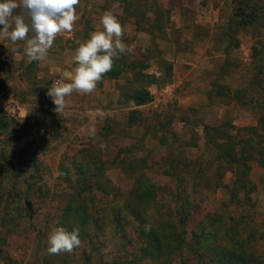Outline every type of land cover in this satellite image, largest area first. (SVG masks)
<instances>
[{
	"label": "rangeland",
	"instance_id": "obj_1",
	"mask_svg": "<svg viewBox=\"0 0 264 264\" xmlns=\"http://www.w3.org/2000/svg\"><path fill=\"white\" fill-rule=\"evenodd\" d=\"M234 1L147 0L143 13L157 19V31L143 32L145 45H136L138 17H126L119 0H80L73 30L58 34L45 57L55 68L48 75L45 58L28 62L26 41L0 36V187L5 192L19 181L15 200L29 203L12 213L16 207L0 201V264H264V0L253 1L257 10L246 0V13L257 15L245 28ZM105 11L124 29L129 62H150L157 77L164 61L176 65L157 88L175 85L177 100L154 96L128 110L134 105L125 95L149 86L128 72L117 86L124 97L105 99L100 89L109 80H101L90 94L67 96L62 113L54 110L48 88L71 82L62 70L74 64L79 43L102 30ZM13 15L31 23L23 7ZM198 87L203 109L182 115L179 100L185 93L194 100ZM101 105L105 115L95 110ZM117 107L125 114L119 120ZM230 137L237 149L228 146ZM231 154L234 167L221 161ZM80 163L100 174L107 195L84 192V201L72 202L75 210L69 204L81 188ZM60 226L78 228L81 245L49 255L48 234Z\"/></svg>",
	"mask_w": 264,
	"mask_h": 264
},
{
	"label": "clouds",
	"instance_id": "obj_2",
	"mask_svg": "<svg viewBox=\"0 0 264 264\" xmlns=\"http://www.w3.org/2000/svg\"><path fill=\"white\" fill-rule=\"evenodd\" d=\"M79 3L80 0H0V36L13 43L26 41L24 52L28 62L43 60L56 36L73 30L78 19L76 6ZM19 7L26 10L30 24L25 22L23 15H13ZM100 24L102 30L93 31L90 38L76 48L74 61L78 66L74 69L71 82L57 80L48 88L47 95L52 98L54 110L59 114L67 106V96L73 91L80 94L95 91L97 83L112 71L114 62L131 51L122 40L124 29L115 15L105 11ZM29 32L34 33L31 38H28ZM88 134L94 137L95 127H89ZM145 230H150V225H146ZM47 243L49 255L71 253L81 245L79 229L68 231L62 226L54 227L48 234Z\"/></svg>",
	"mask_w": 264,
	"mask_h": 264
},
{
	"label": "trees",
	"instance_id": "obj_3",
	"mask_svg": "<svg viewBox=\"0 0 264 264\" xmlns=\"http://www.w3.org/2000/svg\"><path fill=\"white\" fill-rule=\"evenodd\" d=\"M119 1L124 5L123 14L126 17H135L133 15V13L136 14V17H138L137 21L135 22V25L137 27V29H136L137 32H144V33L150 34L152 36L155 35V32L157 30H156V28L151 26V23L153 21H156L157 19L153 20V19L149 18L148 15L143 13L145 11L144 10L145 8H147V10L149 8L148 4H147V0H119ZM138 1H139V4H138ZM250 1L253 5V6H250V9L257 10L258 6L254 5V2H253L254 0H250ZM245 2H246V0H239V2H235L236 6L241 4L240 11L236 10V14L234 17L237 19L240 18V20L238 22V26L242 27V28H245L247 26H251L252 23H255L256 21L254 19H252L251 17H252V15L253 16L257 15L256 12L255 13L250 12V14L246 13L248 6L247 7L244 6ZM153 8H154V6H151V9H153ZM161 16L162 15H158L157 18H161ZM164 30H165V26H162L159 28L158 32L164 31ZM159 63H160V61H159ZM163 64H166L167 67L164 70H160L162 72V74H161L162 76H160V77H162L163 80L167 79L170 81L172 76H173V66L170 63L168 64L165 61L163 62ZM150 67H151V65H150V62H148V61L142 62L140 60H133V59L131 60V58H130V62H129L128 56L122 55L119 60H116L114 62V66H113L112 71L106 73L101 80H104V81H106V80H117L129 72V73L133 74V77L136 78V80L138 78L146 79L148 81L147 84H149L148 88L150 86H153V85L158 86V85L162 84V82H164V81H162L159 77L151 76L150 74L145 73V71L148 70ZM148 88L136 90V92H134L133 94L125 95V98L127 99V101H131V102L133 101V103H135L138 106L146 105L147 103L151 102V100L153 98L150 91L148 90ZM133 113H137V112H133ZM133 115H135V114H133ZM182 122H186V123L189 122L190 123V121H188L186 119L182 120ZM209 129L210 128H208L207 130H209ZM206 135L208 136V144H215L216 140L214 138H212L208 132H206ZM231 142H232V140L230 137V140L228 141V146L233 145L232 149H237L236 148L237 146L235 147V144H237V143L235 141L233 143H231ZM223 145H222V147H223ZM222 149H224V148H222ZM2 156H3V154H2ZM231 156H233V155L231 154ZM2 159L4 161H6L7 167H12V168L14 167L15 168V165H13V164H11V166L9 165L10 163L7 162L6 157H4ZM227 159L228 158H223V156H222L221 161L225 162L226 164L228 163L229 167H234V165H235L234 163H237L236 161H238L237 156H233L229 160H227ZM101 164H105V163L101 162ZM18 165H23V164L18 163ZM80 169H82V171H81V174H79V176H78V179H79L78 182H80L81 188H79V190L78 189L76 190L77 196L72 197L70 204H69L70 207L75 208V210H76V207L72 204V202L77 201L78 198H79L78 199L79 201H84L83 198H86V197H83L84 192H94V193L95 192H102V193L107 195V192L101 188L100 181L96 180V177L98 175L100 176V174H98L97 172L93 173V174H88V169H87L86 163L78 164V170H80ZM101 169H102V167H100L98 169V171H101ZM66 179L70 183H73V180L70 181V178L68 176L66 177ZM81 180H84V181H81ZM238 180H239V177H238ZM15 182H16V185H14V187L12 189L6 190L5 192L3 191V188L0 187V197H1L0 201L5 202L7 200V203H8V201L11 202L10 205H13L14 207H16L14 212H12V213H16L17 211L24 212V209H25L24 207L28 208L29 203L27 202V205L23 206L22 205L23 199L22 200L21 199L15 200V198L18 197V191H22L20 188L21 183L19 181H15ZM145 182L150 183L149 180L145 181ZM24 198H27V196L25 195ZM92 198L96 200V195L92 194ZM81 207H82L81 210L83 213L81 215H83L84 220H87V216L89 217V215H90L89 210L87 212V208H85L83 206H81ZM3 217L6 219L7 215H4ZM24 217L25 216H23V215L20 216V218H24Z\"/></svg>",
	"mask_w": 264,
	"mask_h": 264
},
{
	"label": "crops",
	"instance_id": "obj_4",
	"mask_svg": "<svg viewBox=\"0 0 264 264\" xmlns=\"http://www.w3.org/2000/svg\"><path fill=\"white\" fill-rule=\"evenodd\" d=\"M134 34L140 38V41L138 43L136 42V45H140L141 41H142V43L144 41V45H145V43H146V34H144L143 32H134ZM141 37H142V40H141ZM141 47H143V46L141 45ZM44 61L46 63L41 65L42 71L43 72L45 71L46 75H48L49 73H54L55 72V68H54V65L52 64V60L49 59V58H45ZM67 65H68V68H65V69L62 70V72L64 73L66 78L67 77H72L73 74H74V69L77 67L75 65V62H74V64L67 63ZM172 66H174V68H176V65H172ZM56 69H58V68H56ZM150 70H151V67L148 70H146L145 73L146 74H151ZM42 74H44V73H42ZM130 74L133 77V74L132 73H130ZM161 74H162L161 71H159L157 73V75L159 77L162 76ZM120 79L106 81L105 85L103 86V89H100V93L103 94L105 99L110 98V96L112 98L115 97V96L118 97V98L124 97V94L121 91V88L119 89V87H117L118 85L119 86L121 85L122 81ZM69 81H71V80H69ZM169 86H171V85H168V87L160 89V88H157L156 85H153V87H156V89H152L150 87V88H148V90L150 91L152 97H154V96L157 97L158 101L162 97L167 99V100L169 98H171V100L176 98V100H177V94L175 93V89H174L175 85H172L174 87L173 89L171 87H169ZM197 91H198V93L195 94L194 100H193L192 95H190V94L188 95L186 93L184 94V98L179 100L180 101L179 103H181V104H179V107H181L180 108V113L182 115L186 114V113H189L190 112L189 108L196 109V110H200V109L202 110L203 109L202 108V105H203L202 101L204 100L205 93L203 92V89H200L199 87H198ZM128 102H130V103H132V105H134V108L130 107V109H128V110H131V111L138 110V109H141V108L145 107V105L138 106L135 103H133V101L132 102L128 101ZM175 102H177V101H175ZM182 103H184V104H182ZM118 109L119 108L117 107V110H115V112L117 113V117H116L117 120H119L120 118H124V115H125L123 113L124 110H118ZM95 110H96L97 113L105 115L104 113L107 111V108L105 107V105H101V106H98L97 109H95Z\"/></svg>",
	"mask_w": 264,
	"mask_h": 264
}]
</instances>
